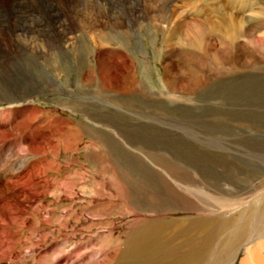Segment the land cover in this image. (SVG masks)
Listing matches in <instances>:
<instances>
[{"label":"bare ground","instance_id":"1","mask_svg":"<svg viewBox=\"0 0 264 264\" xmlns=\"http://www.w3.org/2000/svg\"><path fill=\"white\" fill-rule=\"evenodd\" d=\"M112 1L119 2L0 0V264H28L29 260H34L37 253L57 241L54 235L52 236L53 233L47 232L46 229L51 222L52 218L49 216L53 209L49 210L42 204L53 192L60 189L63 203H68L71 200L69 189L76 188L77 206H80L78 210L83 214V184L62 183L54 174L60 170L59 161L63 153L74 154L75 163L79 168L86 164L77 161L80 160V154L85 153V137L89 132L84 117L91 116L94 123L91 134L93 132L97 136L90 138L94 150L102 146L100 137L103 131L96 127L102 128L105 124L112 128L113 123L112 113L103 110V99L111 101L112 98L107 96L112 93L120 97L129 95V90L125 87L128 76L125 72L112 76L111 65L108 66L104 62L106 59L112 61V49L108 48L110 42L100 39L95 41L94 49L89 55L95 66L87 73L84 70L85 61L79 52L81 46H74L76 40L70 35L82 31L97 36L102 30L108 29L112 35V27L120 30L127 28V25L129 27L131 20L126 22L127 25L124 24L125 21L119 23L123 20L112 12ZM193 1H139L140 5L151 9L152 14L158 17L153 23L155 31L163 33L160 43L163 45L164 63L167 64L166 78L169 79L172 78L171 67L174 64L171 58L175 56L186 62L199 61L196 64L208 60L217 70L225 65L231 66L232 63L227 64L225 61L227 52L224 49L229 48V45L231 48L237 45L238 39L249 30L252 20H264V0H255V3L252 0H207L206 2L214 3L209 5V12L213 10L215 17L202 21L196 20L194 14L202 12L203 9H195L193 6L196 4H192ZM125 5L136 12L134 7L137 0H121L120 6ZM159 6H164V13L157 10ZM209 12L208 15L211 14ZM136 15L138 17L133 21L137 22L145 21L148 17L143 12ZM151 29L149 27V30ZM127 33L123 32L126 35ZM213 40L219 41L217 48L212 47ZM262 42L257 41L253 48L256 51L264 50V41ZM180 44L198 49L203 58L192 60L187 55L180 56ZM28 52L38 56L45 79L24 74L21 68L16 75H7L9 64L16 63L17 70L18 64L21 63L19 59L26 58ZM70 56L74 57L75 70L78 71L75 88L66 82L68 79L61 82L62 77L53 69L54 62H59L60 67L72 65ZM187 79L188 77L184 81ZM95 82L97 91H94ZM170 85L172 88L173 84ZM184 86L187 88L185 84ZM46 92L60 93L71 99L60 98L59 103L62 102V108L69 111L72 106L79 108L78 112L82 118L74 119L68 110H58L61 105L48 109L35 105L36 97ZM73 120L78 123L77 130L74 129ZM74 148H77L78 152H75ZM67 158H62L65 168L67 163H70ZM98 160L111 171L113 166V174L118 178L117 184L125 194L126 202L131 205V213L137 215L136 219L133 218L134 224L129 227L121 241L120 250L108 257L106 264H264V188L256 191L254 195H242L241 192L239 195L235 194L234 189L213 186L209 175L193 163L190 166L168 165L169 169L165 174L171 184L164 180L159 186L150 181L152 174H145L144 182L150 190L145 186L135 189L129 184V168L124 163L113 160L111 153L107 161L103 162L102 158ZM114 175L113 178L112 174L108 177L109 187L116 185ZM153 187H156L155 192H152ZM70 208L64 209V215L62 213L60 225L64 233L67 231L69 218H72ZM229 211H237L238 223H235L234 217H224ZM138 213L144 216L138 218ZM176 213L185 217L192 213L197 217L180 221L175 217ZM27 217L34 220L28 224ZM74 219L80 222L81 217L80 220L77 217ZM40 224L43 228L39 229ZM24 231H36V238H24ZM78 231L80 236L83 235L84 225L82 230ZM109 231L111 232L107 237L111 236L112 239L113 236L115 239L112 230ZM63 236L64 241L69 239V233ZM59 251L61 255L64 254L63 246ZM34 262L36 264V261Z\"/></svg>","mask_w":264,"mask_h":264},{"label":"rangeland","instance_id":"2","mask_svg":"<svg viewBox=\"0 0 264 264\" xmlns=\"http://www.w3.org/2000/svg\"><path fill=\"white\" fill-rule=\"evenodd\" d=\"M118 1H112L114 3L112 12L123 20L119 23L125 21L124 24L127 25L126 22L131 20L129 27L127 25L124 30L112 27V35L108 29L102 30V33L97 36L79 31L74 32L70 37L76 40H74V46H81L79 52L85 61L84 70L87 73H90L95 66L93 60L89 58L95 41L100 39L110 42L108 48L112 49V61L106 59L104 62L108 66L111 65L114 77L125 72L129 82H126L125 87L129 90V95L120 97L112 93V95H106L107 98H112L111 101L103 99V110L112 113L113 123L112 128L105 124L102 125L103 129L96 127L104 132L100 137L102 146L100 145L96 150L90 139L91 136H95L93 132L91 134L94 123L91 121V116L84 117L89 132L85 137L87 143L84 141L86 143L85 153H81L80 160L77 159V161L86 163L87 168L85 165L79 168V165L75 163L74 154L63 153L61 155L64 159L68 157L67 160L70 163H67V168H65L63 159L60 157V170L58 169L54 176L62 183L69 182L75 185L80 182L83 184L85 198L82 206L84 211L83 214L79 213L80 206H77L76 198L78 191L75 192L74 187L69 189L71 200L68 203H63L60 189L59 193L53 192L42 202L49 210L53 209L49 216L52 218L51 222L46 229L47 232L53 233L52 236L54 235L57 241L52 245L49 244L50 248L48 246L44 251H38L39 254L34 256L33 261L29 260L28 264H35L34 261L36 264H92V262L106 264L108 257H111L116 250H120L121 241L129 227L134 224L137 215L131 213V205L126 202V196L117 184L118 178L113 174V166L111 171L98 160L102 158L103 162L107 161L109 153L112 154L113 160L120 161L129 168V184L135 189L145 186L150 190L144 182L145 174H152L150 181L159 186L164 180L171 184L165 174L169 169L168 165L190 166L193 163L200 167L207 176L209 175L213 180L211 181L213 186L234 189L235 194L239 195L241 192L242 195L247 193L254 195L256 191L264 188V50L256 51L253 48L257 41H264V20L261 19L259 22L252 20L249 23V30L245 31L247 33L238 39V46L233 45L231 48L229 45L231 48L229 53V48L224 49L227 52L225 61L227 64L232 63L231 66L225 65L218 71L211 61L196 64L199 61L186 62L181 57L175 56L171 58L173 66L170 65L173 79H169V77L166 78L165 65L167 64L164 63L165 55L163 45L160 43L163 33H157L153 23L158 19L157 15L152 14L151 9L139 4L145 0H137V7H134L136 12H133L128 5L121 7V0ZM206 1L194 0L192 2L196 4L193 6L195 9L197 7L203 9L202 12L194 14L196 20L202 21V19L215 17L212 14L213 10L209 12V5L214 3ZM252 1L255 3V0ZM157 10L165 12L164 6L161 8L159 6V9L157 7ZM142 12L148 15L147 19L142 22L133 21L138 17L136 14ZM208 12L211 14L208 15ZM112 26H114L113 21ZM148 26L153 30H149ZM123 32L128 33L126 35ZM217 44H219L218 40L212 41V47L217 48ZM241 47H244L242 48L244 50ZM178 51L180 56L187 55L192 60L203 58L198 49L188 48L182 44ZM237 54L240 55L239 59ZM25 57L19 59L21 63L18 64L17 70L16 63L9 64L7 75H16L21 68L24 74H32L45 79L46 76L40 67L38 56L28 52ZM70 58L72 65L66 66L67 68L63 65L60 67L59 62H54L53 69L62 77L61 82L68 79L66 82L75 88L78 71L75 70L74 57L70 56ZM145 58L147 60H144ZM124 59L129 61H123ZM187 77L186 82L184 79ZM166 84H173L172 88H170L171 85H168V88ZM94 88H96L94 91L98 90L96 82ZM60 98L67 99L68 97L60 93H40L35 99V105L45 109L61 105L58 110H68L62 108L63 103H59ZM90 98L89 95V100ZM79 110L72 106L68 113L72 118L80 119L82 115L78 112ZM73 122L74 129L77 130L76 124L78 126V123L75 120ZM74 149L78 152L77 148ZM111 174L112 178L114 175L116 185L109 187L108 177H111ZM155 190L156 187L155 189L153 187L152 192ZM69 207H71L72 218H69L65 232L69 233L67 237L69 239L64 241L65 233L60 222L64 209ZM176 214L175 217L180 221H189L197 217L192 213L187 214V217L180 213ZM44 216L46 217L47 214ZM141 216L144 215L140 214L138 218H142ZM74 217L78 220L81 217L80 222L78 223ZM224 217H234L235 223H238L237 211H229ZM33 220L26 218L28 224ZM83 225L82 233L84 234L80 236L78 230H82ZM38 228H43L42 224L38 225ZM109 230H112L115 239L113 236L112 239H110L111 236L107 237L111 232ZM22 236L34 239L36 231H24ZM62 246L64 254L61 255L59 248Z\"/></svg>","mask_w":264,"mask_h":264}]
</instances>
